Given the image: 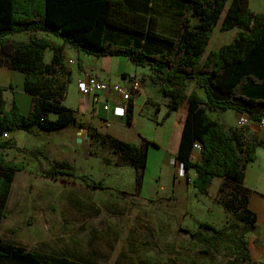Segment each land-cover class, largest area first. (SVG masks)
<instances>
[{
  "label": "trees",
  "instance_id": "1",
  "mask_svg": "<svg viewBox=\"0 0 264 264\" xmlns=\"http://www.w3.org/2000/svg\"><path fill=\"white\" fill-rule=\"evenodd\" d=\"M227 1L0 0V65L23 73V91L31 96L32 104L28 113H22L13 95L11 106L6 109L5 87L0 86V225L14 176L26 167L21 160L6 159V149L18 148L9 133L16 129L30 133L34 130L53 132L76 120L75 111L63 103L67 83L71 80L64 63L63 45L35 35L27 41L7 37L19 31H45L87 55L125 56L136 66H148L149 74L139 80L141 83L148 80L167 98L163 118L177 111L183 101L187 102L174 163H181L186 171L193 169L195 176L191 183L201 193H206L213 178L220 177L218 191L223 185L229 186V199L235 207L226 210L233 212L240 225L230 223L217 228L204 221L194 230L189 227L181 230L201 244L203 252L219 253L220 244H228L229 254L251 262L243 236L254 231L256 213L248 206L251 190L244 185V177L245 167L255 159V145L246 146L244 150L241 134L231 127L226 128L207 110H232L251 121L264 119V13L251 11L248 0ZM163 16L170 20L168 27H161ZM221 16V30L236 26L239 31L230 42L211 50L202 59ZM46 48L52 50L50 63L43 60ZM129 78L135 79L132 75ZM189 82H195L204 97L195 89L186 92ZM8 87L13 89L11 84ZM132 100L125 108L127 124L131 123ZM3 132L8 133L7 138L3 137ZM100 137L107 140L114 152L138 171L142 179L147 150L158 144L145 137L140 145L108 134ZM198 144L199 160L193 161L191 152ZM256 145L264 148V138ZM23 150L34 158H48L42 149ZM73 170L66 160H52L45 168L38 165V171L50 179L76 177ZM184 177L189 179L188 172ZM80 178L88 181L86 175ZM0 264L89 263L63 256L48 257L5 241L0 234Z\"/></svg>",
  "mask_w": 264,
  "mask_h": 264
},
{
  "label": "rangeland",
  "instance_id": "2",
  "mask_svg": "<svg viewBox=\"0 0 264 264\" xmlns=\"http://www.w3.org/2000/svg\"><path fill=\"white\" fill-rule=\"evenodd\" d=\"M222 16L208 39L202 59L211 50L230 42L239 31L236 26L221 30ZM194 20L192 18L191 22ZM169 21L163 16L161 27H168ZM12 38L26 40V35L18 32ZM82 53L86 64L97 58ZM73 60L74 76L67 86L75 83L79 59L74 56ZM132 67L138 71L148 70V66L132 64ZM142 84L140 82V88ZM16 86L12 83L13 89L5 87L3 97L8 105L13 95L16 99L21 98L23 91ZM191 89L204 97L195 82L188 83L186 92ZM146 91L151 99L142 96L139 99L140 89L136 103L142 99L143 103H150L154 114L157 112L155 105H160L156 118L147 119L143 113L149 111L143 105L136 127L132 128L131 124L111 127L121 140L140 145L145 137L158 144L147 150L142 179L138 171L100 137L112 135L105 123L94 127L79 119L53 132L16 131L14 136L22 147L6 149L7 159L21 160L26 167L14 176L8 195L5 217L0 225V234L5 241L48 257L63 256L89 264H256L229 254L228 244L221 243L219 253L203 252L201 244L181 230L183 227L194 230L204 221L217 228L239 223L233 212L226 210L235 204L229 199L228 185L218 191L222 182L219 177L212 179L206 193L198 192L190 182L192 168L188 170L189 179L184 177L188 185L181 191L176 189L174 181L182 174L178 175L180 167L179 163H174V154L186 112L180 106L179 110L163 118L167 98L156 86L147 87ZM70 94H67V102L73 101ZM207 112L223 122L226 128L231 127L241 134L244 150L246 146L255 145V159L245 167L244 183L253 179L264 191V148L256 145L264 138V127L251 120L242 124L241 113L232 110ZM25 148L42 149L48 158H34L23 150ZM52 160L69 162L76 177L50 179L43 176L38 165L48 167ZM80 175H86L88 181L83 182ZM243 240L248 246L256 238L250 231Z\"/></svg>",
  "mask_w": 264,
  "mask_h": 264
},
{
  "label": "crops",
  "instance_id": "3",
  "mask_svg": "<svg viewBox=\"0 0 264 264\" xmlns=\"http://www.w3.org/2000/svg\"><path fill=\"white\" fill-rule=\"evenodd\" d=\"M248 6L249 9L253 12H262L264 13V0H248ZM22 33H25L26 40L21 39H14L12 38L14 34L18 32L11 33L7 35V37L11 40H21V41H27L31 35H35L37 38L45 37L50 40H52L54 43L63 45V57H64V63L66 67L68 68L71 76H74L73 74V65L74 60L73 57L75 56L77 59H79L80 64L77 66L76 71V77H75V83L72 85L70 83L66 87V96L63 99V103L67 105V107L73 109L75 111V118L76 120H83L85 123H89L90 125L94 127H101L102 124H106L108 126V132L112 134L114 137L122 139L121 137H118L117 133L114 132V130H111V127L116 125L119 127L128 126L126 124V110L125 106L120 100V98L115 93H104V92H97L96 95H90V96H84L80 92V86H79V78H85L88 75H96L100 77V79L106 80L109 83H116L121 85H127L130 83L132 79L129 78V75L134 76V80H138L142 74H149V70L144 71H138L135 68L132 67L131 61L128 60L125 56H117V55H106V56H96L95 61L91 62L90 64H86L84 60V54L82 51H79L67 43H63V40H59L58 38H55L51 32H45V31H19ZM72 48V49H71ZM47 56V58H46ZM52 57V50L51 48H46L43 52V60L46 63H50ZM125 73L126 75L122 76L121 74ZM24 80V75L18 70L11 69L7 66H2L0 69V86H8L12 85H18V87L21 91H23L22 82ZM15 81V82H14ZM148 80H145L144 83L141 85V95H138L139 99L142 96L143 98H149L151 99L148 91H146V88L152 87ZM147 82V83H146ZM20 83V86L19 84ZM69 90V91H68ZM17 91V90H16ZM197 92V90H195ZM5 91H3L4 95ZM71 93L70 95L73 96V101L69 100L67 102V94ZM198 93V92H197ZM77 96L78 98L74 97ZM200 95V93H199ZM21 98L16 99L17 103L19 104V107L22 111V113H28L31 109V96L26 94L24 91L20 94ZM4 98V97H3ZM19 98V97H18ZM93 98H96L93 100ZM133 103V110L131 115V127L134 128L137 125V122L140 120V116L142 112V107L144 105V109H147L149 113L144 112L143 114L147 119L153 120L151 118H156L157 113L160 110V105H155L157 107V112L154 114V107L150 103H143V99L136 103L137 100H139L136 95L134 96ZM144 99V100H145ZM5 101V100H4ZM108 104V108L105 109L104 105ZM11 104H7L5 101V108L9 109ZM180 106H183L184 113L187 111V102L183 101ZM180 109V108H179ZM178 109V110H179ZM51 116V115H50ZM54 116H51L53 118ZM184 120V117H183ZM183 120L182 123L183 124ZM19 129H16L9 133V136L14 138L16 141V146L18 148L22 147L19 146V143L17 139L15 138L14 134ZM182 130V128H181ZM30 133V132H27ZM180 137V135H179ZM179 144V140H178ZM198 149H193L191 152V158L193 161L199 160V149L200 145H197ZM178 149V145L177 148ZM175 149V152H176ZM175 155V154H174ZM7 159V156H6ZM20 172L17 171L16 174ZM257 172V170H256ZM258 173V172H257ZM15 174V176H16ZM191 181L192 178H194L195 173H191ZM220 178V177H219ZM221 179V178H220ZM187 180L181 176L177 178L175 182L176 189L181 191L182 187L185 185H188ZM190 181V182H191ZM220 182V181H219ZM250 190V197L248 199V206L251 210H253L256 213V223H255V229L253 234L255 235L256 241L250 242L247 249L250 253L252 261L256 262V264H264V191L260 188V186L257 184V181L253 179H248L244 183Z\"/></svg>",
  "mask_w": 264,
  "mask_h": 264
},
{
  "label": "built area",
  "instance_id": "4",
  "mask_svg": "<svg viewBox=\"0 0 264 264\" xmlns=\"http://www.w3.org/2000/svg\"><path fill=\"white\" fill-rule=\"evenodd\" d=\"M80 86V92L84 96H90V95H96L97 92H104V93H115L122 103L124 104L125 108L129 100H132L135 95L138 94L140 90V81L138 80H131L130 83H128L126 86L116 83H109L106 80L100 79V77L96 75H88L85 78H81L79 82ZM96 98H93L95 100ZM104 108H108V104L104 105ZM240 121L242 124H247L250 120L247 118V116L241 114ZM258 124L261 127H264V119H261ZM4 138L8 137L7 132L2 133ZM179 171L178 175L182 174L181 176L184 177V173L188 172L183 167L182 164H179Z\"/></svg>",
  "mask_w": 264,
  "mask_h": 264
}]
</instances>
